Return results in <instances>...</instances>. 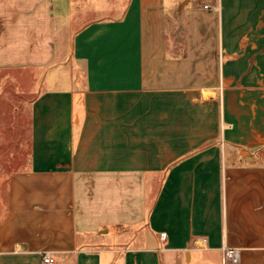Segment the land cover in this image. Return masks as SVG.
I'll return each mask as SVG.
<instances>
[{
  "label": "crops",
  "instance_id": "0c3cea01",
  "mask_svg": "<svg viewBox=\"0 0 264 264\" xmlns=\"http://www.w3.org/2000/svg\"><path fill=\"white\" fill-rule=\"evenodd\" d=\"M9 94L0 264H264V0H0Z\"/></svg>",
  "mask_w": 264,
  "mask_h": 264
},
{
  "label": "rangeland",
  "instance_id": "374dc122",
  "mask_svg": "<svg viewBox=\"0 0 264 264\" xmlns=\"http://www.w3.org/2000/svg\"><path fill=\"white\" fill-rule=\"evenodd\" d=\"M41 86V79L35 84V90ZM32 87V86H31ZM31 101L29 96L0 97V154L12 152L19 147L21 152L26 148L28 141V107ZM13 105L17 108H11ZM16 127V128H13Z\"/></svg>",
  "mask_w": 264,
  "mask_h": 264
},
{
  "label": "built area",
  "instance_id": "2783aa9c",
  "mask_svg": "<svg viewBox=\"0 0 264 264\" xmlns=\"http://www.w3.org/2000/svg\"><path fill=\"white\" fill-rule=\"evenodd\" d=\"M166 237H167L166 233H161V240L162 241H165ZM223 253H224L225 260L227 262L238 263L240 261V250L237 248L224 247ZM43 262L45 264H54L55 260L52 256L45 253V254H43Z\"/></svg>",
  "mask_w": 264,
  "mask_h": 264
}]
</instances>
